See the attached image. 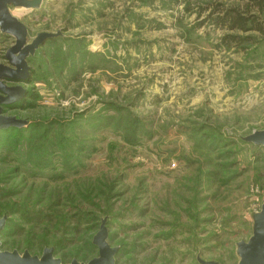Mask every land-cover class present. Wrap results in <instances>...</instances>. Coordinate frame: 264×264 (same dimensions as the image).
<instances>
[{"label": "rangeland", "instance_id": "1", "mask_svg": "<svg viewBox=\"0 0 264 264\" xmlns=\"http://www.w3.org/2000/svg\"><path fill=\"white\" fill-rule=\"evenodd\" d=\"M215 2L244 3L10 7L29 42L41 32L63 38L31 58L34 76L21 85L37 99L5 113L39 126L0 141L7 183L0 217L18 211L2 250L40 256L53 247L65 264L88 262L98 257L92 241L109 217L108 241L121 249L116 264H238L237 244L252 236L264 199V147L240 141L264 130V40L225 47V32L207 18ZM14 44L0 32V64L8 65ZM43 143L47 151L36 157L49 166L40 169L31 149Z\"/></svg>", "mask_w": 264, "mask_h": 264}, {"label": "water", "instance_id": "2", "mask_svg": "<svg viewBox=\"0 0 264 264\" xmlns=\"http://www.w3.org/2000/svg\"><path fill=\"white\" fill-rule=\"evenodd\" d=\"M43 0H0V32L15 38V44L11 46L5 55L8 62L0 64V130L9 127H24L27 120L16 116L5 114L4 106L19 101L25 96V88L20 83H25L30 75L28 56L35 51L46 40L58 36L61 32H41L31 42L28 27L10 10L41 8ZM5 81L17 82L19 84L9 86ZM246 142L254 143L264 147V130H255L243 138ZM7 215L0 218V264H65L61 259L55 257L52 248L44 249L40 256L32 255L28 251H3L1 249V231L5 226ZM253 233L247 242L241 241L237 244L238 264H264V199L260 211L252 214ZM108 230L106 220L102 221L99 232L94 237V243L98 246V257L88 262L73 260L67 264H115V255L118 248L108 243ZM202 264H219L215 261H201Z\"/></svg>", "mask_w": 264, "mask_h": 264}, {"label": "trees", "instance_id": "3", "mask_svg": "<svg viewBox=\"0 0 264 264\" xmlns=\"http://www.w3.org/2000/svg\"><path fill=\"white\" fill-rule=\"evenodd\" d=\"M243 2H244L243 5H237V6H235V5H226V4L222 3V2H215L211 6V8H212L211 12L208 13L207 18H208V22L210 23V25H212L214 28H219V29H221L222 31L225 32L223 34V36L221 37V41H222V44L225 47H227V48L235 47L236 49H239V50L242 49L243 50L248 45H250L253 42H255L256 40H258L257 38H259L260 41L264 40V0H243ZM60 38H63L62 37V33L60 35H58V36H55L53 38H50V39L46 40L41 46H39V48L35 51V53L33 55L28 56L27 61H28L29 67H30V75H29V78L27 79V81L25 83H27L30 80V78L32 76H34V71H33L32 67L30 66L31 58L34 57L36 52L40 48L44 47L46 43L51 42V41L54 42L55 40L60 39ZM13 83H17V82H13ZM17 84H19V83H17ZM21 84H23V83H20V85ZM25 90H26L25 96L22 98L23 101L21 102V99H20L19 100L20 102L16 101L14 103H11L9 105L4 106L3 108H4L5 113L7 111L9 112L10 110H14V109H17V108H23L25 106H29V105L33 104L32 100H36L37 99L36 93H34L30 89H26L25 88ZM18 103H19V106H17ZM27 122H28V124L26 126H24V127H20V128L19 127H9L7 129L0 130V141H1V139H2L4 134L11 133V134L21 135V134L24 133L25 130H29L31 128H34L33 129V131H34V130H36V127L39 126L38 122H32V123H30L29 121H27ZM52 125H54V124H52ZM56 125L59 126L60 123H56ZM49 133H50L49 130L46 129L45 130V134L48 135ZM30 134H31L30 136H32L33 132H30ZM200 134L201 133H199L197 135V137H200ZM244 137L240 138V141L242 143L247 144V145H252V146H254L256 148L263 147V146H257L254 143L246 142L243 139ZM201 138H203V136H201ZM201 138L197 139L196 143H197L198 146L200 145V142L202 141ZM63 141L64 142L59 145L60 148H56V150H61L58 153V154H61V155L64 153V151H62V149L65 148L64 147L65 146V142H68L64 138H63ZM34 142L35 141H33V143ZM202 142H204V141H202ZM44 144H46V143L41 144L39 146V148H37V147L35 148V147H33L34 146L33 145L32 146L33 148L31 149L32 150L31 159H33L35 161L33 166H35V164H36V166H39L40 169H45L47 166H49V163L44 162V159L42 160V159H38L36 157L38 153L43 152L42 149L45 152L47 151V149H44L42 147ZM53 147H56V146L52 145L51 148L49 149L50 155H52V156L55 153H57V152L53 151L54 150ZM45 152H43V153L45 154ZM46 154H48V153H46ZM4 180H0V193H1L2 196L6 195L3 185L7 184V183L4 182ZM27 210H28V206L24 205V207L22 209H20V213H25ZM17 212L18 211H16L15 209H12L11 211H8V212L3 214V216L7 215V220H6L5 226L3 227V230L1 231V237L3 235L6 236L7 232H9L8 231L10 229L9 228V224L11 222V218L10 217H11L12 214L17 213ZM2 217H0V218H2ZM104 219L106 220V227H107V223H108L109 217L103 218L101 220V224H102V221ZM100 227H101V225H100ZM108 243H109V241H108ZM92 246L96 247L98 249V246L94 243V238H93V241H92ZM47 248H52L54 250V255L56 257V250L53 247H47ZM117 248H118V250H117V253L115 255V264H116V258L121 253V249L119 247H117ZM44 249H46V248H44ZM3 251H8V250H3ZM12 251H17V250H12ZM73 260H76V259H73ZM201 261H205V260H203L201 258H198V263L199 264H202Z\"/></svg>", "mask_w": 264, "mask_h": 264}]
</instances>
